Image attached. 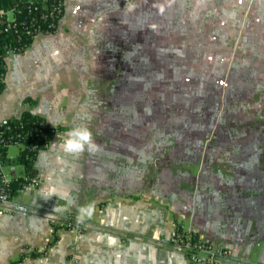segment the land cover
I'll use <instances>...</instances> for the list:
<instances>
[{
	"label": "crops",
	"instance_id": "crops-1",
	"mask_svg": "<svg viewBox=\"0 0 264 264\" xmlns=\"http://www.w3.org/2000/svg\"><path fill=\"white\" fill-rule=\"evenodd\" d=\"M125 6L126 0H64L56 32L5 58L0 122L30 111L62 132L37 152L41 183L17 190L11 212H0V264L22 255L18 264H64L71 253L79 264H192L163 241L180 222L250 264H264V160L189 159L183 144L126 142L123 82L110 78L102 58L111 29L123 27ZM79 125L89 127L99 151H62L67 131ZM18 154L9 146L7 162ZM15 173L23 177L24 166ZM53 188L59 195L44 200ZM64 194L76 204L54 212ZM92 202L94 215L81 234L65 227L78 206Z\"/></svg>",
	"mask_w": 264,
	"mask_h": 264
},
{
	"label": "rangeland",
	"instance_id": "rangeland-1",
	"mask_svg": "<svg viewBox=\"0 0 264 264\" xmlns=\"http://www.w3.org/2000/svg\"><path fill=\"white\" fill-rule=\"evenodd\" d=\"M124 17L102 58L123 82L126 142L183 144L189 159L264 160V5L126 0Z\"/></svg>",
	"mask_w": 264,
	"mask_h": 264
},
{
	"label": "built area",
	"instance_id": "built-area-1",
	"mask_svg": "<svg viewBox=\"0 0 264 264\" xmlns=\"http://www.w3.org/2000/svg\"><path fill=\"white\" fill-rule=\"evenodd\" d=\"M63 15L64 0H18L11 5H0V55L6 58L10 54L24 52L39 34L56 32ZM45 124L48 123L45 121L38 125ZM52 127L54 135L62 132L61 127ZM12 145L17 146L19 151L22 149L21 142ZM16 165V162H4L0 159V212L3 213L11 212L9 204L14 180L22 178L24 187H36L41 183L37 175L32 178L26 174L23 177L16 175ZM70 224L76 234L84 231V223L74 220L68 223L69 226ZM163 241L182 250L192 264H250L236 256L230 247L216 244L196 229L184 226L182 222L177 223ZM79 263L78 256L71 253L64 264Z\"/></svg>",
	"mask_w": 264,
	"mask_h": 264
},
{
	"label": "trees",
	"instance_id": "trees-1",
	"mask_svg": "<svg viewBox=\"0 0 264 264\" xmlns=\"http://www.w3.org/2000/svg\"><path fill=\"white\" fill-rule=\"evenodd\" d=\"M16 2L18 0H0V5L6 6ZM6 68L5 57L0 55V92L4 87ZM40 122H45V119L30 111H24L18 117L8 118L0 122V139L6 141L5 143L0 141V159L7 162L8 147L21 142L22 149L19 151L15 162L24 166L26 175L29 178L36 176L34 162L37 152L45 148L54 137V128L48 124L39 126ZM34 134H37V136H34ZM24 185L25 182L22 178L14 180L12 182V196L17 190L23 189ZM71 219L74 220L73 217ZM30 256H35V254H30ZM23 257L24 255L20 256L18 260H14L10 264H18Z\"/></svg>",
	"mask_w": 264,
	"mask_h": 264
},
{
	"label": "clouds",
	"instance_id": "clouds-1",
	"mask_svg": "<svg viewBox=\"0 0 264 264\" xmlns=\"http://www.w3.org/2000/svg\"><path fill=\"white\" fill-rule=\"evenodd\" d=\"M61 147L65 154L72 156H79L86 151L89 154H94L100 150V146L96 144L93 138L92 131L86 125L74 126L68 130ZM58 195L57 191L53 188L45 192L43 198L44 200H48L51 197ZM61 198L65 199V204L59 207L55 206L53 208L54 212H68L76 204L75 198L70 197L67 194H64ZM95 207L94 202L78 206V214L76 216L77 223H84L86 219H91L94 215Z\"/></svg>",
	"mask_w": 264,
	"mask_h": 264
}]
</instances>
